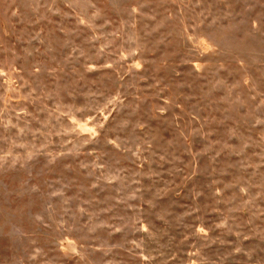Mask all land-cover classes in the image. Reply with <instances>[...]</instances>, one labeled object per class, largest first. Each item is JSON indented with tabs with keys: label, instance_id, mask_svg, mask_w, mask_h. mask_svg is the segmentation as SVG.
Returning <instances> with one entry per match:
<instances>
[{
	"label": "rangeland",
	"instance_id": "obj_1",
	"mask_svg": "<svg viewBox=\"0 0 264 264\" xmlns=\"http://www.w3.org/2000/svg\"><path fill=\"white\" fill-rule=\"evenodd\" d=\"M0 264H264V0H0Z\"/></svg>",
	"mask_w": 264,
	"mask_h": 264
}]
</instances>
